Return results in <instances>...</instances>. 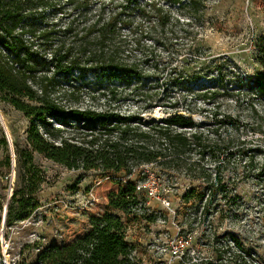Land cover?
<instances>
[{
  "label": "trees",
  "instance_id": "trees-1",
  "mask_svg": "<svg viewBox=\"0 0 264 264\" xmlns=\"http://www.w3.org/2000/svg\"><path fill=\"white\" fill-rule=\"evenodd\" d=\"M215 1L0 0V105L12 107L29 123V149L15 146L20 186L12 194L5 225L24 221L38 208L35 193L42 179L33 153L68 170L103 175L89 191L90 203L63 213L60 243L40 252L33 264H135L125 228L143 202L145 192L137 191L144 181L143 167L163 171L194 167L200 163L191 162L193 152L199 153L200 161L209 157L217 166L233 155L245 157V147L233 150L230 141L220 137L210 140L202 133H187L192 121L178 113L145 121L139 114L112 108L77 107L75 87L66 84L76 74L90 72L126 83L151 78L140 93L146 107L177 108L183 97L173 89L194 93L200 76L179 71L173 66L174 55L186 56L185 65L202 57L195 44L186 45L185 53H174L171 43L188 40L190 29L202 26ZM142 37L154 48L146 50ZM256 49V61L264 69V36ZM251 84L264 100V73ZM253 163L254 159L247 162ZM3 165L9 169L10 161ZM260 167L264 176V164ZM201 170L193 178L206 188L189 189L183 201L203 202L208 194L227 197L217 173ZM234 243L241 247L237 239Z\"/></svg>",
  "mask_w": 264,
  "mask_h": 264
},
{
  "label": "rangeland",
  "instance_id": "rangeland-1",
  "mask_svg": "<svg viewBox=\"0 0 264 264\" xmlns=\"http://www.w3.org/2000/svg\"><path fill=\"white\" fill-rule=\"evenodd\" d=\"M190 32L188 40L172 42L171 51L185 53L186 45L195 44L202 61L185 65L182 62L186 56L175 54L173 66L192 75L199 72L200 79L193 85L194 93L181 87L173 89L183 97L177 108L146 107L140 93L149 87L151 78L143 84L126 83L90 72L81 77L76 74L66 84L75 87L77 107L112 108L123 114H139L145 121H160L178 113L192 121L193 128L187 133H202L210 140L220 137L230 141L233 150L245 147L244 158L233 155L221 159L218 166L209 157L200 161L199 153L193 152L189 154L191 162L200 163L194 167L141 169L142 184L156 196L150 199L145 193L135 221L130 218L132 221L126 224L133 263L264 264V176L260 174V165L264 164V154L260 153L264 151V100L251 90V81L264 73L256 61L257 41L264 36V0H216L209 6L202 26ZM141 40L147 44L146 50L154 48L145 37ZM143 69L151 74L150 69ZM28 126L21 113L0 105V264H33L40 252L59 244L63 213L90 203L89 191L103 176L96 171L68 170L33 153L42 179L35 193L38 208L24 221L6 226L8 205L20 186L15 146L29 149ZM250 159H254L253 165L247 164ZM8 160L9 169L3 165ZM202 168L217 173L226 186L227 197L208 194L203 202L194 199L185 203L183 195L189 189L203 192L206 188V183L193 178L203 172ZM255 174L261 176L256 178ZM187 237L192 238L189 249L178 258L172 257L173 241Z\"/></svg>",
  "mask_w": 264,
  "mask_h": 264
},
{
  "label": "built area",
  "instance_id": "built-area-1",
  "mask_svg": "<svg viewBox=\"0 0 264 264\" xmlns=\"http://www.w3.org/2000/svg\"><path fill=\"white\" fill-rule=\"evenodd\" d=\"M138 192H145L147 196L151 199L156 196V192L152 189L146 190V186L143 184L138 185L137 187ZM169 205V204H167ZM192 238L187 237V238H177L173 241L171 245V255L174 258H178L181 254H183L185 251L189 249V246L191 245Z\"/></svg>",
  "mask_w": 264,
  "mask_h": 264
}]
</instances>
